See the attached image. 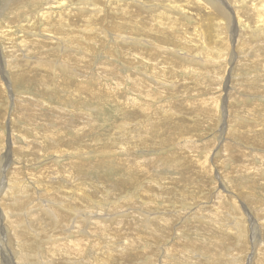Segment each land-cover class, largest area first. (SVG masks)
I'll return each instance as SVG.
<instances>
[{"label":"rangeland","instance_id":"1","mask_svg":"<svg viewBox=\"0 0 264 264\" xmlns=\"http://www.w3.org/2000/svg\"><path fill=\"white\" fill-rule=\"evenodd\" d=\"M260 1L0 0V264H264Z\"/></svg>","mask_w":264,"mask_h":264},{"label":"bare ground","instance_id":"2","mask_svg":"<svg viewBox=\"0 0 264 264\" xmlns=\"http://www.w3.org/2000/svg\"><path fill=\"white\" fill-rule=\"evenodd\" d=\"M127 1V0H126ZM145 1V0H144ZM18 2H21V0H13V2H12V5L13 4H17ZM150 2V1H149ZM258 2V1H257ZM100 3V2H99ZM141 3V2H140ZM143 3V2H142ZM145 3V2H144ZM233 3V2H232ZM244 3V2H243ZM260 4H264V0H261L260 2H259ZM258 3V4H259ZM91 4H92V1H91ZM95 5H96V2H95ZM235 5V4H234ZM10 6V5H9ZM85 6V5H84ZM143 6H145V5H143ZM246 6V5H245ZM264 6V5H263ZM8 7V6H7ZM9 8V7H8ZM10 8H12V7H10ZM225 8V7H224ZM244 8V7H243ZM264 7H259L258 5H255V9H258V10H261V9H263ZM263 11V10H262ZM106 12V11H105ZM254 12H257V13H260V11L258 12L257 10L256 11H254ZM0 13H1V11H0ZM257 13H255V17H257V22H256V24L257 23H260V21H261V23H262V25H260L259 24V26H262L263 27V24H264V14H262L261 13V15L260 14H257ZM253 14V13H252ZM260 15V16H259ZM166 16V15H165ZM67 20V19H66ZM250 21H251V19H250ZM255 23V22H254ZM234 25V24H233ZM254 27V26H253ZM252 27V28H253ZM264 28V27H263ZM264 30V29H263ZM91 31V30H90ZM251 31V30H250ZM72 32V31H71ZM263 32H261V35H263L262 34ZM255 34V33H254ZM192 35V34H191ZM190 34L188 35V36H191ZM187 36V37H188ZM195 35H193V37H194ZM259 36H260V34H259ZM120 37V36H119ZM122 37V36H121ZM130 38V37H129ZM192 38V37H191ZM196 38V37H195ZM261 38H262V36H261ZM257 39H259L258 37H257ZM184 40V39H183ZM187 40V39H186ZM191 41V40H190ZM203 46V45H202ZM161 47V46H160ZM61 48V47H60ZM206 48V47H205ZM62 49V48H61ZM214 50V49H213ZM261 51V50H260ZM259 51V52H260ZM188 52H190V51H188ZM202 55V57H201V59H203V61L204 62H206L207 60H209V59H211L212 57L211 56H213V54L211 55V52L210 51H208V52H203V53H201ZM187 55V54H186ZM189 55H190V53H189ZM198 56V55H197ZM4 57V56H3ZM186 59H188V58H186ZM185 59V60H186ZM205 59V60H204ZM20 60V59H19ZM259 60V59H258ZM195 61H198V60H195ZM197 63H199V62H197ZM156 65V64H155ZM170 65V64H169ZM205 65V64H204ZM1 69V68H0ZM107 76V75H106ZM109 80V79H108ZM136 80H138V81H140V86H144V84L146 83L145 81H143V79L142 78H140V76L138 75L137 77H136ZM148 80V79H147ZM146 80V81H147ZM117 81H119V79L117 80ZM126 81V80H125ZM157 82V81H156ZM179 82V81H178ZM120 83H122L120 86L121 87H123V83H125V82H123V81H120ZM150 83V82H149ZM148 85V84H147ZM248 85V84H247ZM135 86V85H134ZM136 86L138 87V85L136 84ZM112 87V86H111ZM146 87V86H145ZM110 89V88H109ZM122 89L123 88H112V90H114V94H113V96H112V98H114L115 99V92H118V93H121L122 92ZM147 89V88H146ZM148 90V89H147ZM132 91V90H131ZM134 92H136V94L138 95V96H140V95H142L143 97L145 96V94L143 93V91H145L144 90V88L142 89V88H140L139 90H133ZM149 91V90H148ZM141 92V93H140ZM250 92V91H249ZM97 93V92H96ZM149 93V92H148ZM148 93H146V95H148ZM92 94V93H91ZM108 96H109V94H108ZM110 97V96H109ZM141 97V96H140ZM145 97H148V96H145ZM101 98V97H100ZM103 98V97H102ZM149 98V97H148ZM151 98V97H150ZM153 99V98H152ZM116 100V99H115ZM146 100H147V98H146ZM114 101V100H113ZM117 101V100H116ZM128 101V100H127ZM206 104V103H205ZM207 105V104H206ZM140 106V105H139ZM164 107V106H163ZM158 111L160 112L161 111V109H158ZM207 111V110H206ZM160 113H158V115H159ZM145 115H147V114H145ZM84 117V116H83ZM148 118V117H147ZM146 118V119H147ZM26 119V121H27V126L28 125H30V126H32L31 125V118L30 117H26L25 118ZM145 119V120H146ZM145 120H144V122H145ZM150 122V121H149ZM124 125V127H128V123H124L123 124ZM152 125V124H151ZM150 125V126H151ZM34 127V126H33ZM151 127H154V125L153 126H151ZM134 129V128H133ZM147 129H150V128H147ZM123 130V129H122ZM33 131H35V130H33ZM124 131V130H123ZM123 131H121L120 130V134L122 135V137H123V139H122V141L120 142V147H119V149H121V150H123V151H126V150H130V148L128 147V145L129 144H131L130 142L132 141V140H136V141H139V143H140V141H141V138L140 137H137V135H135V134H132V133H128L127 134V132L126 131H124L125 133H121V132H123ZM128 131V130H127ZM148 131V130H147ZM38 132V131H37ZM12 134V133H11ZM131 134V138H129V135ZM52 136V135H51ZM233 136V135H232ZM237 137V136H236ZM28 139V138H27ZM42 140V139H41ZM132 142H134V141H132ZM41 143L43 144V140L41 141ZM193 143V142H192ZM210 143V142H209ZM33 144H37L36 142H33V141H30L29 140V146H31V145H33ZM42 144H41V146L40 147H42ZM113 144V143H112ZM7 145V144H6ZM34 146V145H33ZM35 147V146H34ZM16 148V147H15ZM31 149V148H30ZM118 150V149H117ZM186 150V149H185ZM225 150V149H224ZM101 152H108L107 150L106 151H101ZM74 153V152H73ZM29 165V164H28ZM35 170V169H34ZM31 173V172H30ZM31 175H32V173H31ZM18 177H14V180H10L11 182H10V188L12 189V191L13 190H15V193L17 192V189L19 188V189H21V191H22V189L23 190H25V185H28V184H23L22 185V183L20 182V180H19V177H21L22 179H23V177L24 176H19V175H17ZM48 176V175H47ZM24 178H26V177H24ZM31 182V180L30 179H28V177L25 179V182ZM33 182H34V184H35V181L33 180ZM9 183V182H8ZM32 183V182H31ZM38 183V182H37ZM30 184V183H29ZM39 186H40V184H37V185H32V187L33 188H35V189H38L39 188ZM50 190V189H49ZM18 193V192H17ZM16 193V194H17ZM220 203V202H219ZM36 205V204H35ZM70 205V204H69ZM221 205V204H220ZM68 206V205H67ZM64 207V206H63ZM113 209V208H112ZM60 210V209H59ZM112 211V210H111ZM61 215V214H60ZM89 215V214H88ZM97 216V215H96ZM56 217H58V216H56ZM62 217H63V215H62ZM65 217V216H64ZM39 218V217H38ZM91 218V217H90ZM93 218V217H92ZM36 220V219H35ZM90 220V219H89ZM168 222V221H167ZM135 224V223H134ZM260 224V223H259ZM260 225H262V224H260ZM12 226V225H11ZM18 227V226H17ZM116 227V226H115ZM242 232V231H241ZM256 232V231H255ZM55 233V232H54ZM256 235V234H255ZM244 236V235H243ZM139 237V236H138ZM141 237V236H140ZM254 242H256V240L254 239L253 240ZM74 243V242H73ZM260 248V247H259ZM232 250V249H231ZM27 253H28V251H27ZM257 254V253H256ZM250 255V254H249ZM14 256V255H13ZM48 259V258H47Z\"/></svg>","mask_w":264,"mask_h":264}]
</instances>
